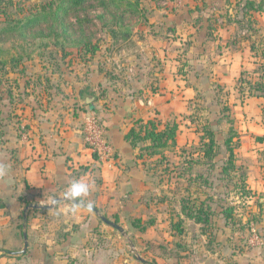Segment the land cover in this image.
Returning <instances> with one entry per match:
<instances>
[{"label": "rangeland", "instance_id": "obj_1", "mask_svg": "<svg viewBox=\"0 0 264 264\" xmlns=\"http://www.w3.org/2000/svg\"><path fill=\"white\" fill-rule=\"evenodd\" d=\"M11 1L8 11L20 17L46 2ZM142 5V15L131 19L134 28L127 40L116 38L98 18V11L79 13L88 18L85 30L100 46L94 56L74 46L66 47V55L55 45L44 50L35 40L27 45L31 58L0 69V165L7 169L0 177V264H24L22 257L29 250L22 252L24 232L33 236L52 220L64 232L69 227L65 219L70 218L71 224L76 218L70 211L76 207L74 201L54 211L39 208L57 194L45 198L47 194L23 182L21 172L29 163L25 156L40 117L45 121L46 116L62 115L59 109L71 108L73 93L87 81L95 83L96 90L90 88L97 101L95 110L87 107L85 114L91 111L103 124L98 111L112 102L110 94L124 93L146 105L153 97L156 103L145 115L179 125L177 146L165 153L166 160L156 167L147 158L141 165L147 180L133 195L137 206L124 212L120 209L124 199H120L109 214L112 221L117 217L124 237H118L121 232L111 226L98 231L106 245L122 251L111 256L112 263L264 264V206L258 205L264 189L247 197L237 187L243 176L249 182V165L257 168L261 163L257 176L264 178V143L256 142L252 155L249 152L250 121L259 125L264 120V95L250 88L264 76V13H253L250 24L243 13L232 11L233 23L222 27L227 12L224 0H142ZM21 43L26 44L18 35L0 36L1 48L14 51V45ZM105 86H110V93H104ZM209 131L216 139L214 158L201 151L208 141L202 137ZM233 134L236 168L226 174L229 152L225 141ZM249 156L254 161L249 162ZM182 198L197 203L206 200L216 214L213 226L180 214ZM88 203L94 205L84 200V217L96 215L102 225L100 216L107 217V213H95ZM225 208L234 209L229 223L224 219ZM179 214L183 233L172 225L180 220ZM137 219L146 230L135 227ZM96 242L101 243L99 237Z\"/></svg>", "mask_w": 264, "mask_h": 264}, {"label": "crops", "instance_id": "obj_2", "mask_svg": "<svg viewBox=\"0 0 264 264\" xmlns=\"http://www.w3.org/2000/svg\"><path fill=\"white\" fill-rule=\"evenodd\" d=\"M95 86L94 82L81 83L78 91L73 93V102H78L77 104L73 103L71 108L65 106V109L62 106L59 110L63 114L57 115L55 119L46 116L43 121L44 118L40 117L41 122L35 127V140L25 156L29 163L21 173L23 182L27 181L29 186L39 193L47 194L45 198H49L50 193L57 194L54 199L58 203L51 204L44 200L43 206H39L42 210L54 211L59 206L62 207L63 203L71 204L72 201L64 200L62 197L68 185L76 179L89 183L90 192L84 200L92 202L99 212L107 213L109 219L115 203H118L120 199H124L120 206L124 212L137 206L132 198L147 180V174L141 169L145 159L139 158L140 148H134L126 140L125 135L138 119L155 118L145 114L156 102L152 97L146 105L142 100H133L130 94L123 93L118 96L110 94L109 99L112 102L106 104V108L99 110L98 113L103 114L106 136L114 147L115 155L112 158L100 160L91 147L84 142L82 134L85 110L90 107L83 104L82 96L95 95L90 88L93 87V90H96ZM105 87L107 89L104 93H110V86ZM254 92L264 95V91L254 90ZM96 101L97 96L93 105L94 110ZM261 107L263 108L264 105ZM127 119L129 121L125 122ZM252 121L249 124V152L255 148L256 142L264 143V120L259 122V125L254 121L252 124ZM252 153L253 150L251 155ZM251 161L254 159L249 156V162ZM262 161H264L263 158ZM260 164L257 168L261 171ZM257 168L249 165L248 183L253 192L259 188L264 189V178L257 176ZM17 180H19L18 177ZM260 199L264 203V199ZM74 203L76 218L71 224L70 218L65 219L64 223L69 227L65 228L64 232H61V225L56 220H52L48 227L44 224L45 229H38L33 236L29 234L27 238L29 250L22 257L24 264H116L112 263L111 256L115 257L122 251L106 245L103 236L98 234V231H104L111 225L102 219V225H100L96 215L84 217L81 210L82 203ZM69 209L71 208L66 206V210ZM114 221L118 223L117 217ZM98 237L101 243H95ZM118 237H124L123 232Z\"/></svg>", "mask_w": 264, "mask_h": 264}, {"label": "trees", "instance_id": "obj_3", "mask_svg": "<svg viewBox=\"0 0 264 264\" xmlns=\"http://www.w3.org/2000/svg\"><path fill=\"white\" fill-rule=\"evenodd\" d=\"M11 2V0H0V36L18 35L26 44L14 45V51L12 48L0 47L1 70L19 65L25 57L31 58L33 54L28 50L27 45H33L35 40L40 41V48L44 50L55 45L65 52L67 46H74L85 55L94 56L100 46L93 43L88 36L85 30L88 18L80 15V12L88 14L91 11H98L100 13L98 18L105 26L110 27L114 36L127 40L134 28L130 24L131 19L142 15L144 10L142 0H46L45 3L40 4L39 8L35 7L36 9L31 10L30 14L20 17L18 14L8 11ZM224 3L227 12L223 14V18L226 19L221 22L222 27L233 23L234 20L231 19L233 12L235 15L243 13V19L249 18L250 24L254 21L253 13H264V0H224ZM208 28L210 27L208 26ZM17 49H22L25 53ZM66 54L68 52H65ZM250 88L255 91H264V76L261 80H255ZM178 131L177 122L165 124L156 117L148 120L138 119L126 133L125 138L134 148H140L139 158L157 157L154 160V166L157 167L166 160V151L175 150ZM206 135L202 139L208 138V141L201 146V151L207 158L212 156L214 158L216 155L214 133L209 131ZM234 137L233 134L225 141L229 152L227 166L224 168L226 174H230L229 171L236 168L237 157L232 143ZM237 187H240V191L243 189V193L247 197L253 192L245 176ZM207 204L206 200L197 203L189 198H182L180 214L193 219L196 223L211 227L213 226L211 220L216 214ZM258 205L264 206V203L259 200ZM233 210V208L223 209L224 219L228 223L232 219ZM182 220L180 215V220L172 223L173 228L177 229L179 233L185 231ZM140 222L141 220L137 219L133 224L135 227L140 226L141 230H146V225Z\"/></svg>", "mask_w": 264, "mask_h": 264}, {"label": "built area", "instance_id": "obj_4", "mask_svg": "<svg viewBox=\"0 0 264 264\" xmlns=\"http://www.w3.org/2000/svg\"><path fill=\"white\" fill-rule=\"evenodd\" d=\"M106 128L100 118L91 111L84 115L82 134L84 142L97 154L98 159H107L115 153L108 141Z\"/></svg>", "mask_w": 264, "mask_h": 264}, {"label": "clouds", "instance_id": "obj_5", "mask_svg": "<svg viewBox=\"0 0 264 264\" xmlns=\"http://www.w3.org/2000/svg\"><path fill=\"white\" fill-rule=\"evenodd\" d=\"M7 174V169L4 165H0V177L5 176ZM90 192V185L89 183L81 180L76 179L73 180L67 187L66 191L63 194L64 200L74 201L77 203H84V198L88 196ZM53 204H57L58 201L53 199L51 201ZM87 207L91 208V203L87 204ZM70 211L73 213L76 211L75 208H72Z\"/></svg>", "mask_w": 264, "mask_h": 264}, {"label": "water", "instance_id": "obj_6", "mask_svg": "<svg viewBox=\"0 0 264 264\" xmlns=\"http://www.w3.org/2000/svg\"><path fill=\"white\" fill-rule=\"evenodd\" d=\"M95 100H96V96L93 95V94H84V95L82 96V102H83V104H85V105H87V106H90V108H92V109H93V105H94V101H95ZM263 201H264V200H263ZM76 203H77V202H76ZM78 204H80V203H78ZM90 209H92L93 211H95V212H97V213L99 212V210H98L95 206H93V205H92V207H91ZM100 218H101L105 223H107V224L113 226L114 228L120 230L121 232L124 231L122 226H120V225H119L118 223H116L115 221L110 220L108 217H106V216H104V215H101ZM24 238H25V248H24V250H22V252H25L26 248L28 247V241H27L28 236H27V232H24ZM140 260H142V259L140 258Z\"/></svg>", "mask_w": 264, "mask_h": 264}]
</instances>
